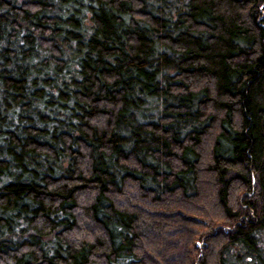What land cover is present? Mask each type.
<instances>
[{
    "label": "trees",
    "instance_id": "16d2710c",
    "mask_svg": "<svg viewBox=\"0 0 264 264\" xmlns=\"http://www.w3.org/2000/svg\"><path fill=\"white\" fill-rule=\"evenodd\" d=\"M0 264H264V0H0Z\"/></svg>",
    "mask_w": 264,
    "mask_h": 264
}]
</instances>
